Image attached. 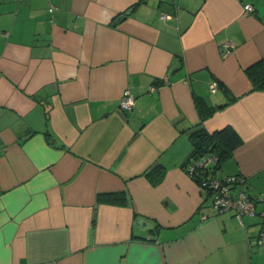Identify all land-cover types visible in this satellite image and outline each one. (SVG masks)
<instances>
[{"label": "crops", "instance_id": "crops-1", "mask_svg": "<svg viewBox=\"0 0 264 264\" xmlns=\"http://www.w3.org/2000/svg\"><path fill=\"white\" fill-rule=\"evenodd\" d=\"M261 66L264 0H0V264H264V218L185 169L198 123L231 127L212 174L264 192Z\"/></svg>", "mask_w": 264, "mask_h": 264}, {"label": "built area", "instance_id": "built-area-1", "mask_svg": "<svg viewBox=\"0 0 264 264\" xmlns=\"http://www.w3.org/2000/svg\"><path fill=\"white\" fill-rule=\"evenodd\" d=\"M244 12L251 13L253 6L249 3L244 4ZM50 12L53 11V7H49ZM168 16V15H164ZM233 47V43L226 41L224 43V50L230 51ZM152 86L150 89H154ZM216 82L210 83V89L215 90ZM134 104V97L125 90L119 100V107L122 110H127ZM217 162V156L212 153H208L197 160L189 162L185 169L188 174L197 180L199 187L211 192V208L215 213L231 212L239 220H242L245 216H260L264 218V209L258 211L256 203L260 202L264 204V192L259 194L257 198H252L244 189V178L240 175L225 176L223 178L215 177L210 170L204 171L206 167H210ZM264 240V232L260 233V241Z\"/></svg>", "mask_w": 264, "mask_h": 264}, {"label": "trees", "instance_id": "trees-1", "mask_svg": "<svg viewBox=\"0 0 264 264\" xmlns=\"http://www.w3.org/2000/svg\"><path fill=\"white\" fill-rule=\"evenodd\" d=\"M246 71L254 88L264 89V66H261L259 69L248 68ZM200 119H203V115ZM189 139L192 146L189 154V162L197 160L208 153L217 156V162L204 169L205 172L210 170L211 173L213 172L212 170L215 169L221 161L228 157L232 150L241 142L240 137L231 127H224L213 132H208L202 127L201 122L197 124L195 130L189 133ZM206 191L209 195L211 194L209 190ZM117 198L123 199V197Z\"/></svg>", "mask_w": 264, "mask_h": 264}, {"label": "water", "instance_id": "water-1", "mask_svg": "<svg viewBox=\"0 0 264 264\" xmlns=\"http://www.w3.org/2000/svg\"><path fill=\"white\" fill-rule=\"evenodd\" d=\"M129 13H130V10H127L123 14L119 15L116 18L115 22H118L119 20L124 19ZM135 225H137V226H139L141 228H146V227H152L153 226V224H149L148 222H146L145 219H143L141 217L135 218Z\"/></svg>", "mask_w": 264, "mask_h": 264}]
</instances>
